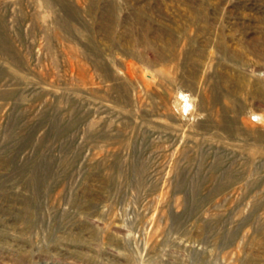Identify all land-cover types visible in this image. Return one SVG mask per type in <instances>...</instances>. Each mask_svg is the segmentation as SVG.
<instances>
[{"label": "rangeland", "instance_id": "1", "mask_svg": "<svg viewBox=\"0 0 264 264\" xmlns=\"http://www.w3.org/2000/svg\"><path fill=\"white\" fill-rule=\"evenodd\" d=\"M254 113L264 0H0V264H264Z\"/></svg>", "mask_w": 264, "mask_h": 264}, {"label": "clouds", "instance_id": "2", "mask_svg": "<svg viewBox=\"0 0 264 264\" xmlns=\"http://www.w3.org/2000/svg\"><path fill=\"white\" fill-rule=\"evenodd\" d=\"M181 92L184 96L188 97L190 107L194 111L196 109L195 98L191 96V93L183 92L182 90H181ZM251 118H252L253 122L259 124V123H261L262 118H264V113H254Z\"/></svg>", "mask_w": 264, "mask_h": 264}]
</instances>
